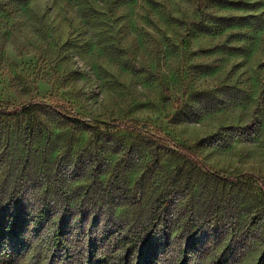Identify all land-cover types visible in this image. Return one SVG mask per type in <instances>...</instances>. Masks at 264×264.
I'll use <instances>...</instances> for the list:
<instances>
[{
  "label": "rangeland",
  "instance_id": "obj_1",
  "mask_svg": "<svg viewBox=\"0 0 264 264\" xmlns=\"http://www.w3.org/2000/svg\"><path fill=\"white\" fill-rule=\"evenodd\" d=\"M28 106L0 115V264H59L61 217L76 264L153 218L165 264H264V0H0V108Z\"/></svg>",
  "mask_w": 264,
  "mask_h": 264
},
{
  "label": "trees",
  "instance_id": "obj_2",
  "mask_svg": "<svg viewBox=\"0 0 264 264\" xmlns=\"http://www.w3.org/2000/svg\"><path fill=\"white\" fill-rule=\"evenodd\" d=\"M44 107H47L46 105H43ZM53 112H55L58 115H61L59 113V110L57 107H50ZM31 111V106H28L26 108L18 107L14 109L13 111H6L4 109L0 108V115L1 116H11V115H20V114H28ZM65 119L64 115H62ZM151 140L158 144H165L167 142V137L152 134ZM176 149H178V154L186 161L188 162L194 169L199 171H209L208 168L202 163L200 160L196 158V156L187 148L179 146ZM155 163V161H154ZM151 167L148 168L151 169ZM148 171L147 173H149ZM221 181L225 182H233L234 179H226V178H219ZM46 215L45 210H42V218L39 219V221H42V224L44 223L46 218L44 216ZM17 216H13V220L9 221H0V232L6 234L10 233L12 235H18L15 232V225ZM152 223V226H150V229L148 230L149 222L147 223V228L144 230V234L142 237H140V244L142 247H139V249H136V247H124L123 251L119 254L117 253L119 250L122 249V247H118L117 250H111L108 251V253L105 251L100 254L97 250H94L89 247L90 249L87 252V255L83 258H85V262L87 264H108L110 262H115L117 259L119 262L117 264H131L132 256L135 252L138 253V263L136 264H165L166 262V247H157L154 246L155 244H152V238L157 235V225L159 222L158 218H153L150 220ZM38 221H34V224L36 225ZM55 224L56 230L53 235L52 245L56 248L59 255L57 256V261L59 264H76L78 262V259H80L83 255V253L78 252L76 253L69 249L70 240L66 237V227L68 226V221L65 220L63 217H61ZM156 224V226H154ZM91 244V243H90ZM112 245V244H111ZM131 245H133L131 243ZM92 246V244H91ZM138 248V247H137ZM120 252V251H119Z\"/></svg>",
  "mask_w": 264,
  "mask_h": 264
}]
</instances>
